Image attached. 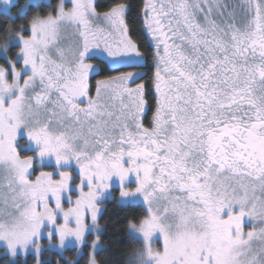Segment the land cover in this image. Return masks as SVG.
Returning <instances> with one entry per match:
<instances>
[{"label":"snow or ice","instance_id":"1","mask_svg":"<svg viewBox=\"0 0 264 264\" xmlns=\"http://www.w3.org/2000/svg\"><path fill=\"white\" fill-rule=\"evenodd\" d=\"M104 7L0 0V260L99 264L116 185L128 264H264V0Z\"/></svg>","mask_w":264,"mask_h":264},{"label":"trees","instance_id":"2","mask_svg":"<svg viewBox=\"0 0 264 264\" xmlns=\"http://www.w3.org/2000/svg\"><path fill=\"white\" fill-rule=\"evenodd\" d=\"M21 4L25 3V0H19ZM100 5H104V8L98 10H106V6L110 5L113 0H96ZM125 2H131L133 5V10L129 14L130 20H136L137 5L140 4L141 0H125ZM55 3V0H53ZM15 16L17 9L13 8L11 10ZM4 16L0 15V27L3 26ZM10 22V21H9ZM25 21L23 19L16 20V24H23ZM136 29L134 39L142 40V34L139 31L140 24L137 22L134 25ZM16 49L12 50V55ZM99 78V77H97ZM147 78H145V81ZM149 104L151 105V96L148 98ZM151 112H148V117L150 118ZM147 118L145 122L147 123ZM118 188H113L110 195H108L103 201V208L99 216V223L102 226V232L100 233V242L102 247L98 249L97 259L99 264H128V261L132 258L133 253L140 248V244L137 242L138 237H136L128 227L130 221H137L144 214V208L141 203H130V204H120L114 197L118 194ZM112 194V195H111ZM92 239V234L87 235V242L90 243ZM89 249L84 248L83 252H88ZM63 257L71 260L77 257L75 248H66L63 252ZM45 257H51L53 261L60 259V253L57 251L49 250L45 251ZM27 259V264H34V261L29 254ZM8 257H4L0 260V264H7ZM18 264H25V258H20ZM61 264L63 261L61 260ZM81 264H85L84 260H81Z\"/></svg>","mask_w":264,"mask_h":264},{"label":"rangeland","instance_id":"3","mask_svg":"<svg viewBox=\"0 0 264 264\" xmlns=\"http://www.w3.org/2000/svg\"><path fill=\"white\" fill-rule=\"evenodd\" d=\"M12 15H14L13 12H12ZM9 55H10V54H9ZM2 62H3V61L0 60V63H2ZM114 67H116V66H114ZM93 94H94V93H93ZM150 116H151V115H150ZM145 123H146V122H145ZM146 126H147V123H146ZM45 170H50V169H45ZM113 188H118V187H117L116 185H113ZM111 195H112V194H111ZM75 196H76V193H73V199H75ZM114 197L116 198V200H117L118 203H120V204L141 203L140 201H135V202H133V201H128V200H120V199H119V192H118L117 195H114ZM65 207H68V205L65 204ZM100 208H101V211H102L103 203H101ZM101 211H100V213H101ZM100 213L98 214V223H99V216H100ZM58 222H62V221H58ZM87 223L91 224L90 213H89V215H88V217H87ZM99 226H100V233H101V232H102V226L100 225V223H99ZM131 232H132V231H131ZM100 233H99V234H100ZM132 233L136 236V234H135L134 232H132ZM88 234H92V239L90 240V243H91V241H92L93 239H95V235H96V233L94 232V230H91V229H90L89 232H88ZM88 234H87V235H88ZM136 237H138V236H136ZM138 238H139V237H138ZM40 243H41L43 246L49 248L50 250L57 251L58 253L61 254V249L58 247V241H55V240H54L53 244H52V245H49V244H48V239H47V237L45 236V237H43V238L40 240ZM155 246L159 248V247H161V243H160L159 241H157V243H156ZM69 247L75 248L74 243H70V244H68L66 248H69ZM101 247H102V245H101V242H100V244H99L97 250L100 249ZM63 252H64V250L62 251V254H63ZM2 253H3V249L0 248V255H2ZM22 258H24V257H22Z\"/></svg>","mask_w":264,"mask_h":264}]
</instances>
